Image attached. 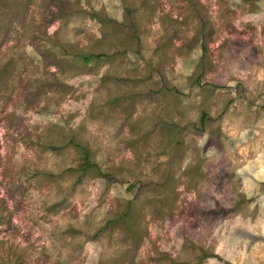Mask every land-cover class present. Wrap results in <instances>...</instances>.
Masks as SVG:
<instances>
[{"label": "rangeland", "instance_id": "1", "mask_svg": "<svg viewBox=\"0 0 264 264\" xmlns=\"http://www.w3.org/2000/svg\"><path fill=\"white\" fill-rule=\"evenodd\" d=\"M0 264H264V0H0Z\"/></svg>", "mask_w": 264, "mask_h": 264}, {"label": "trees", "instance_id": "2", "mask_svg": "<svg viewBox=\"0 0 264 264\" xmlns=\"http://www.w3.org/2000/svg\"><path fill=\"white\" fill-rule=\"evenodd\" d=\"M90 55H93L92 53Z\"/></svg>", "mask_w": 264, "mask_h": 264}]
</instances>
